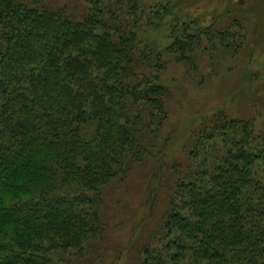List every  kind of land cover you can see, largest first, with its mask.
Returning <instances> with one entry per match:
<instances>
[{
  "label": "trees",
  "instance_id": "1",
  "mask_svg": "<svg viewBox=\"0 0 264 264\" xmlns=\"http://www.w3.org/2000/svg\"><path fill=\"white\" fill-rule=\"evenodd\" d=\"M148 4L0 0V264H95L107 194L160 158L150 188L168 206L133 264H264V130L219 110L185 164L162 157L167 57L195 73L204 39L236 56L245 27ZM166 28L168 46L146 38Z\"/></svg>",
  "mask_w": 264,
  "mask_h": 264
},
{
  "label": "rangeland",
  "instance_id": "2",
  "mask_svg": "<svg viewBox=\"0 0 264 264\" xmlns=\"http://www.w3.org/2000/svg\"><path fill=\"white\" fill-rule=\"evenodd\" d=\"M179 5L183 19H200L202 26L217 23L219 29L239 20L248 35L246 45L236 56L221 49H207L209 43L196 50L198 71L189 73L184 65L168 56L167 71L162 81L171 88L168 101L169 120L163 135L168 143L162 157L170 164L187 162L190 133L203 117L219 110L232 118L244 117L255 121L264 130V0H149L150 7ZM59 4H82V0H58ZM167 28L162 33L145 30L146 38L168 46ZM163 160L145 166H135L129 179L116 186L106 196L108 239L97 246L102 253L95 264H133L140 245L153 242L161 217L167 209L166 191L159 198L151 190L153 176L160 171ZM158 186V182L155 183ZM100 249V250H99Z\"/></svg>",
  "mask_w": 264,
  "mask_h": 264
},
{
  "label": "water",
  "instance_id": "3",
  "mask_svg": "<svg viewBox=\"0 0 264 264\" xmlns=\"http://www.w3.org/2000/svg\"><path fill=\"white\" fill-rule=\"evenodd\" d=\"M240 3L243 4L244 3V0H240Z\"/></svg>",
  "mask_w": 264,
  "mask_h": 264
}]
</instances>
